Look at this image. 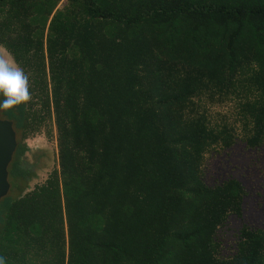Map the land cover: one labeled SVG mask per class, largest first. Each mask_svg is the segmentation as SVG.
I'll use <instances>...</instances> for the list:
<instances>
[{
	"label": "trees",
	"instance_id": "1",
	"mask_svg": "<svg viewBox=\"0 0 264 264\" xmlns=\"http://www.w3.org/2000/svg\"><path fill=\"white\" fill-rule=\"evenodd\" d=\"M0 48L33 98L0 110L18 141L6 264H264V228L229 254L220 238L244 183L205 182L214 157L264 148V0H0ZM37 137L52 170L22 188Z\"/></svg>",
	"mask_w": 264,
	"mask_h": 264
},
{
	"label": "rangeland",
	"instance_id": "2",
	"mask_svg": "<svg viewBox=\"0 0 264 264\" xmlns=\"http://www.w3.org/2000/svg\"><path fill=\"white\" fill-rule=\"evenodd\" d=\"M0 52H4L0 48ZM5 54H8L5 52ZM28 145L36 154H43L38 159L37 167L34 171L37 177L27 184L22 183L20 187L32 189L35 185L45 181L51 172L54 153L52 145L44 137H37L28 141ZM46 154V156H45ZM29 155L28 161L31 165L36 164V157ZM234 177L241 180L246 186L249 196L245 202V211L241 218H232L226 227L221 231L220 238L224 243V251L228 254L232 252L235 245L236 235L242 225L247 224L264 228V148L256 151L246 150L243 144H238L230 153L218 155L210 160L205 182L213 186L215 182L225 178ZM10 184L12 182L9 180ZM9 195L16 197L19 190L9 192Z\"/></svg>",
	"mask_w": 264,
	"mask_h": 264
},
{
	"label": "clouds",
	"instance_id": "3",
	"mask_svg": "<svg viewBox=\"0 0 264 264\" xmlns=\"http://www.w3.org/2000/svg\"><path fill=\"white\" fill-rule=\"evenodd\" d=\"M0 52V110L11 111L20 107L27 108L32 102L29 76L10 54ZM0 264H6V259L0 257Z\"/></svg>",
	"mask_w": 264,
	"mask_h": 264
},
{
	"label": "water",
	"instance_id": "4",
	"mask_svg": "<svg viewBox=\"0 0 264 264\" xmlns=\"http://www.w3.org/2000/svg\"><path fill=\"white\" fill-rule=\"evenodd\" d=\"M18 147L14 123L0 118V202L9 195V167Z\"/></svg>",
	"mask_w": 264,
	"mask_h": 264
}]
</instances>
